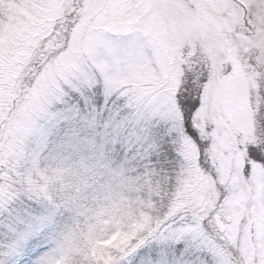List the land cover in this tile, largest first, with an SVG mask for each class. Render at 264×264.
Here are the masks:
<instances>
[{"label":"snow or ice","instance_id":"obj_1","mask_svg":"<svg viewBox=\"0 0 264 264\" xmlns=\"http://www.w3.org/2000/svg\"><path fill=\"white\" fill-rule=\"evenodd\" d=\"M5 3L34 16L35 25L13 33L0 21V264H264V73L247 109L258 144L246 148L238 174L229 156L227 102L211 141L201 142L185 122L193 165L186 150L173 152L168 138L153 130V96L141 70L152 66L155 37L167 27L161 0H0V7ZM253 11L249 6L247 20L241 16L245 27L255 24ZM54 18L64 20L63 45L36 67L32 57L39 64L50 37L37 51L28 32ZM258 27L264 32V24ZM56 57L62 59L50 68L58 84L53 92L47 80L39 86L37 80ZM25 65L35 69L30 79ZM176 99L182 112L179 93ZM198 108L199 96L189 115ZM5 129L14 137L7 157ZM138 153L161 172H175L179 161L180 172L169 175L168 193L155 216L139 223L138 235L115 252L95 250L96 225L109 216L89 207L88 192ZM225 216L232 224L225 225ZM241 226L243 242L229 235Z\"/></svg>","mask_w":264,"mask_h":264},{"label":"trees","instance_id":"obj_2","mask_svg":"<svg viewBox=\"0 0 264 264\" xmlns=\"http://www.w3.org/2000/svg\"><path fill=\"white\" fill-rule=\"evenodd\" d=\"M236 1L240 6H243L245 13L249 6L254 9L252 14L255 24H252L250 21L249 23L252 24V27H245L241 21V16L247 20V15L241 10V7L238 8L235 6L230 12L228 4L226 3L222 13L223 17L228 19L229 30H225L227 31L226 37L236 49L238 60L243 61L241 58H244L245 62H252L254 60L256 73L259 77L261 73H264V32L258 27L264 24V0ZM53 30L54 31L50 32L49 35L40 40L36 48L37 51H39V45L49 37L50 40L53 41V45H55L56 41H59L60 38L57 32L65 31L64 20L62 18L56 21ZM221 30L223 32V28H221ZM228 32L230 36H228ZM48 48V44L45 43L43 52L39 56V61L43 58ZM36 60L37 57L33 56L32 61L34 65H36ZM193 63L196 66L199 63L200 67H195V65H193L194 69H196V71H193L194 74L183 78L185 84L182 88V104L184 105L182 112L185 122H189V120L192 119L193 113L191 116L189 115L190 107L193 102L197 100V97L202 94L205 88H209V92H211L214 86H218V75L221 73L220 64L222 63L221 51L209 45L205 54L202 52L199 60H197V62L193 61ZM25 67H28V71L24 73V76L30 79V73L34 75L35 69L28 65H25ZM246 69L250 71L248 65ZM194 93L197 95L195 98L192 95ZM208 99L209 98H206L205 100L208 101ZM250 100L252 104H254L256 100L255 92L251 90H249V101ZM204 112L207 118L213 117L210 108L204 109ZM251 137L252 141L247 147L256 146L258 144V140L252 135ZM247 147H245L244 151L245 157ZM168 148H170V146H168ZM170 149L173 151L172 148ZM178 165L179 161L176 162V168ZM175 172H172L171 168L169 172H161L158 166L153 168L148 165L147 158L141 160L133 156L126 162L122 161L117 164L115 168L109 172L108 179L102 187L88 192L87 202L89 207L95 208L97 214H107L109 216L108 220H102L96 225L99 229L96 235L101 239H98L93 244V248L99 250L107 247L115 252L117 248L121 247V241L127 238L128 234L132 232L133 223L136 221L138 210L143 209L145 214H152L154 217L155 209L159 207L160 196L169 191V175L175 176ZM129 201L133 202L131 206L129 205ZM150 205H155V207H150ZM112 217H115V223L112 222ZM154 226L155 224L153 223V227Z\"/></svg>","mask_w":264,"mask_h":264},{"label":"rangeland","instance_id":"obj_3","mask_svg":"<svg viewBox=\"0 0 264 264\" xmlns=\"http://www.w3.org/2000/svg\"><path fill=\"white\" fill-rule=\"evenodd\" d=\"M2 7L5 8L6 4H4ZM2 7H0V8H2ZM182 10H183V7H182ZM182 10L179 12L182 13ZM33 11L35 12L36 10H33ZM201 11L202 10L199 8L197 10V13H200ZM210 18L211 17L208 15V13L207 14L204 13L203 14V24L201 26H199V23L196 24L197 21H194L195 19H198V18H195L192 21V44H193V46H194V44H201L202 43L203 38H204L203 33H205V31H207V29L208 30L210 29L211 30L210 32H213V35H214L215 24L213 22L209 21ZM32 20H33V16L29 15L24 9H22L21 7H18V6H10L9 4H8V8L6 9V11L0 16V21H3L6 25H10L13 33H15V31L22 26L34 25ZM52 20L53 19L47 21L46 28L49 27V24ZM46 30H48V29H46ZM182 32H179V30L176 29L177 43H180L185 38V36ZM30 34H32V32H28V35H30ZM155 39H156V43H157V50L160 53V57L163 60L164 65L167 66L168 62H169V54L167 51L165 52L166 46L161 39H158V38H155ZM171 41L173 43V37L171 38ZM50 47H52V46H50ZM206 48H207V46H206ZM203 53L205 54V51ZM55 59L60 61L62 59V57H57ZM52 63H53V60L51 61V64L45 66L44 71L38 77L37 86H39L41 82L47 80L49 85H50L51 90L53 92H55V91H58V85H57L56 78H54L52 73L50 72V68L53 66ZM153 63L154 64L157 63V58H156L154 52H153ZM39 66H37V67H39ZM237 68L238 67L234 66L232 70H236ZM141 70L144 71L146 73V75L149 77L148 81L145 84V87H147L151 90V94L153 96V108H152L153 130L160 134V136H159L160 140H163L165 137H167L168 142H169V134L178 128V121H179L178 118L179 117L177 115V112H176L172 102L170 101V98H169L170 94L166 93L164 90H162V88L152 87V86H156V85L160 84V77L154 73V70H155L154 65L152 64L151 67L143 68ZM251 78H250L251 80H249V82L254 86V82L258 78V75H253ZM170 85H168V87ZM238 85H239V87L241 86V80L240 79L237 80V74L235 72L230 73V75L227 77V79H225V81L220 86L219 92H218L219 93L218 97H220V101H219L220 106H222V104L224 102H227L229 108L231 109L232 116H233V119L230 121L231 123H234L236 120V118L234 117L235 111H234L233 107H236V108L241 107V109L239 111H237V120L238 121L235 124V126L238 127L240 129V131L242 132L243 136L241 138H244L245 136H247V133H248V127H245L243 124V121L245 120V122L249 125V122L247 119L248 107H247V100H246L245 94H241L239 92L240 91L239 89H238L239 97L235 96L236 101L232 97V93L235 89V86H238ZM212 92H213V95L211 96V99L215 97L216 89L214 88L212 90ZM210 95L208 94L209 97H210ZM203 97L204 98L207 97V94L205 93V96L203 95ZM204 98H202L200 101H202ZM203 108H204L203 106H200V109L196 113L193 114L192 119H194L195 125L192 123V127H194V128L196 127L197 129H201L202 133L204 134L205 131L202 130V127L196 126V121L201 122V123L203 121L204 117H203V114L201 113V109H203ZM201 119H202V121H201ZM230 130L234 134H238V131L233 126ZM212 132H213V130L209 131L207 133V135L205 133V136L202 135V138L206 139L208 141L213 140L214 137L212 135ZM5 136H6L8 142L4 143L2 145V147L4 148V155L7 157V156H11L14 154V137H13V134L11 132H9L7 129H5ZM185 139H186V137H182L181 140H180V138L178 139V144H177L178 151L176 149V146L174 148H175L176 152H179L181 149L186 150L188 152L192 162H193V165H194L195 164V145L192 144L191 141H189L187 144H185V142H184ZM243 141L245 142V139H243ZM233 151H234V149L230 145V147H229L230 158L233 154ZM137 155H139V154H137ZM140 155L146 157V153H140ZM128 159L124 160V162H126ZM235 160L238 163L240 162L239 154L237 152L235 153ZM240 168H242V166L237 165V164L236 165L233 164V171L236 172L237 174H238ZM259 171L260 170L258 168H256V172L259 173ZM192 179H193L194 185L200 184V178L195 173L193 174ZM143 203H144V201H143ZM241 215L243 216L244 213H242ZM147 216L148 215L145 214L142 210L139 211L138 219L133 223L132 232L128 234L127 238H124V240L121 241V246L126 245V243L131 239V237L133 235L139 234L138 230H137L138 225ZM225 217H227V216H225ZM246 219H247V217H244L242 220L239 221V223L241 225H243ZM230 224H232V220L229 219V222L225 223V225H230ZM229 235H231L233 238L240 239L242 242L246 240V234H245V230H244L243 226L240 227L238 234L235 231V229H233V231L231 233H229ZM156 242L159 243V240L157 239Z\"/></svg>","mask_w":264,"mask_h":264}]
</instances>
